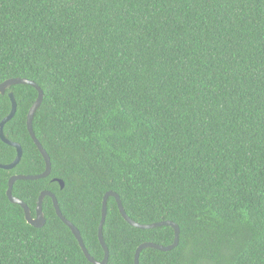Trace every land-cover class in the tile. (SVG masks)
Returning <instances> with one entry per match:
<instances>
[{
    "label": "trees",
    "instance_id": "1",
    "mask_svg": "<svg viewBox=\"0 0 264 264\" xmlns=\"http://www.w3.org/2000/svg\"><path fill=\"white\" fill-rule=\"evenodd\" d=\"M16 77L43 91L32 127L51 172L12 188L33 217L54 193L101 261L113 191L133 221L179 227L175 248L138 264H264V0H0V83ZM10 91L3 133L22 156L0 169V264H92L50 197L41 228L7 198L10 176L45 169L26 125L37 91L0 94V121ZM15 156L0 139V164ZM102 232L106 264L174 241L170 226L129 225L114 197Z\"/></svg>",
    "mask_w": 264,
    "mask_h": 264
},
{
    "label": "water",
    "instance_id": "2",
    "mask_svg": "<svg viewBox=\"0 0 264 264\" xmlns=\"http://www.w3.org/2000/svg\"><path fill=\"white\" fill-rule=\"evenodd\" d=\"M19 84L31 85L37 91V97H36L34 103L31 105V107L27 113L26 125H27V130H28L31 138L33 139L35 145L37 146L39 152L41 153V155L43 156L44 161H45V169L42 173L36 174V175L14 174V175L10 176V178L8 180V188L6 191L7 198L11 203L17 204L23 209L24 218H25L26 222L28 224H30L31 226L36 227V228H41L44 226L46 220L44 217V213L42 211V202H43L45 196L50 197L52 199L53 206H54V209H55V212H56L58 218L71 230L72 234L76 238V240H77L84 256L86 257V259L92 264H106L108 261L109 252H108V248H107L105 241H104V238H103L102 228H103V224H104L105 217H106L107 199H108V197H114L116 202H117L118 209H119L121 216L124 218V220L129 225L136 227V228H139V229H151V228H156V227H161V226H170L174 230V241L170 245L163 246V245L156 244L153 242L141 243L135 251L134 264L139 263L140 252L145 248H153V249H157L159 251H169V250L175 248L178 244V239H179V227L176 223L169 221V220L154 222V223H150V224H141V223H137V222L133 221L125 213L118 194L113 192V191L106 192L103 196V199H102L101 220H100L99 227H98V240H99V243H100V245L104 251V257L101 261L95 260L88 253V251H87V249L83 243L82 237L80 235V231L69 220H67L62 215L60 208H59V205H58V202H57V199H56V196L54 193L47 191V190L42 191L40 193L38 200H37V203H36L35 216L33 217L31 215V210L28 208L26 203H24L21 199L16 198L12 195L13 184L17 180H37V179L47 177L51 172V162H50V158H49L48 154L46 153V151L44 150V148L42 147V145L40 144L38 139L35 137L33 127H32V121H33L34 114L37 111V109L39 108V106L42 102V99H43V91L41 90V88L34 81L28 80L26 78L16 77V78L7 79L4 82L0 83V94H5V92L11 86L19 85ZM8 96H9L10 101H11V109H10V112L8 113V115L5 116L0 121V139L4 143H6V144H8V145H10L16 149V156H15V159L11 163L0 164V169H5V170H10V169L14 168L15 166H17V164L20 162V159L22 156L21 146L18 143L10 141L9 139H7L3 133L4 125L9 120L12 119V117L14 116V114L16 112V107H17L14 95L11 91L8 92ZM56 181H58L60 183V187L63 188V186H64L63 181L59 180V179H56Z\"/></svg>",
    "mask_w": 264,
    "mask_h": 264
}]
</instances>
